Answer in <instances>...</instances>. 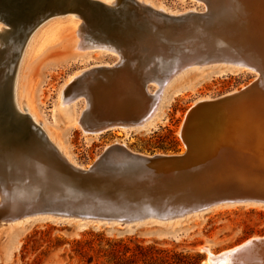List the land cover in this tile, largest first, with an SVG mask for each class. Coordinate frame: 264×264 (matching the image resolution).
Segmentation results:
<instances>
[{
    "label": "rangeland",
    "instance_id": "obj_1",
    "mask_svg": "<svg viewBox=\"0 0 264 264\" xmlns=\"http://www.w3.org/2000/svg\"><path fill=\"white\" fill-rule=\"evenodd\" d=\"M152 1L154 4H159L160 2L174 12H182L185 9L191 8H195V10L192 16L188 14L183 18L170 17V21L166 23L170 27L163 29L162 17L143 12L134 3H131L129 7L125 5L123 11L130 15H127L128 17L125 18V23L131 24L132 22V25L138 27V23L144 22L146 24L149 20L154 24V29L153 33L149 34L150 32H146L144 34L145 39H142V36H139V39L137 37L133 38L131 46H125L129 43L128 41L125 44H120L124 49L121 59H115L116 54L113 52L101 51L98 54L96 52L98 51L97 49H92L89 57H78L73 48V31L71 27L66 25L62 27V25L54 41L49 43L23 71L25 91L32 102V106L39 113L42 112V115L40 114L41 117L45 116V128L49 129L57 137L63 136L64 138L67 136L65 141L69 154L83 169H88L93 165L103 149L114 142L120 144L122 142L130 151L143 155L184 154L185 148L178 137V128L186 111L191 108L193 103L199 98L209 97L212 100H216L227 93L240 91L242 87L248 85L254 79V73L246 70L221 73L219 72L220 69L216 68L217 65L214 66V64H210L213 65L212 68L205 66L199 70H195V67H192L174 79L165 88V92L170 95L169 102L165 104H163L164 102L161 103L162 114L160 118L155 121L153 126L146 130H131L125 134L120 129H112L97 136H90L83 135L78 126L68 129L59 121L53 124L51 109L55 103L57 88L69 74L85 66L89 67V70L73 83L70 91L73 95L78 94L77 96L83 93L80 96L83 95L87 102L90 103L87 105L88 110L85 111L86 118L94 113H102L104 109H109L110 114L115 115L116 112L113 106H120L123 111L125 110L124 106H128V113L132 115L136 111L138 112V109L141 107L138 104L140 105L143 101L141 89L133 83H125L126 85L121 84V89L113 93L110 87H116L121 83L118 79L128 75L124 73L125 71L135 73L137 77H143L147 73H150L152 76L151 80H145L144 84L156 96L157 93L161 92V88L165 83H157L155 79L153 81V78L160 79L163 75H171V64L167 63L170 68L161 73L157 67V63L147 69L146 63L143 65L137 64L136 60H133L136 57L147 60L153 55L154 58L169 59L172 53L186 46L183 40L175 39L176 37L173 36L175 33L174 29L177 30L182 26L204 27L211 25L210 23L216 14L217 8L222 7L220 5L223 3V0H210V2L213 1L211 2L212 4L207 0V4L205 5L203 3H201L203 5L186 4L181 3L179 0ZM137 10L140 17L136 16ZM92 19L89 16L85 17V21L88 24L89 20L93 21ZM159 23L161 24L158 26ZM88 24L84 28L90 38L91 36L98 37V35H102L101 32L98 33L95 30L92 31L93 34L91 35V25ZM101 25L100 23L98 24V26ZM172 32L174 33L172 34ZM158 36H160L159 39H156ZM112 45L120 46L119 44ZM51 66L56 67L50 69ZM219 66L224 67L223 64ZM107 69L113 72L110 74V77L105 73ZM151 69H155V71L152 73L149 71ZM171 80L166 82V85ZM126 82H128V79ZM253 94L254 96H251L249 100L253 104L258 105L261 102L260 99L256 98L258 91L252 92ZM83 96L77 101V106L79 107L82 104V100L85 103ZM131 102H134L135 105L133 103L130 106ZM217 107L207 105L203 108L204 112L192 122V125L196 126L198 121L202 122L204 120L205 126L200 128V136L205 138L202 139L203 142H210L211 145L216 143L215 139L218 135L216 127L219 125L222 110ZM213 109L216 110L211 112ZM42 118L44 119V117ZM188 146L191 150L189 158L180 165H172L177 170L176 174L179 171L186 172L190 168H198L205 161V153L207 151L206 148L204 149L205 145L197 142L196 145L188 144ZM213 159L216 160V156H213ZM172 166L164 167L163 170H169ZM24 170L26 169L20 166L9 165L5 160L0 158V177L5 180L10 177L12 181L11 186L16 184L13 187L15 193L17 192L19 196L21 193V196L25 197L26 193L28 194L27 197H35V195H39L38 197H50L54 194V192H51L52 194L47 195L46 189L41 191L42 189H39L40 185L36 184L33 180L27 184L21 182L24 174L19 172ZM208 170L210 171L211 169ZM159 173L162 174L159 176L154 175L152 180H147V184L150 185L152 192L157 191L158 194V191L162 190L159 191L161 193L158 194L159 196H166L168 192L172 193L176 191L181 195H193L192 197L196 194L202 199L204 195L210 196L213 193L216 196H222V199H219L221 202L204 212H189L181 216H174L175 218L171 219H150L140 224L128 226H119L117 224L93 225L74 221L58 222L52 217L56 213L46 211L47 213H51L49 214L50 216H39L36 214L46 212L35 211L31 203L23 204L26 207L25 211L29 214L19 218L7 219V221H0L5 223L0 228V264H116L108 255V251L121 244L127 245L130 248L138 244L142 247H153L156 250L166 251L169 255L174 253L180 254L186 257L184 264H211L209 263L211 258L219 257L235 248L234 250H240V255L231 260L222 261L224 264H240L242 253L244 252L246 257L249 256L248 252L255 246V244H249L245 249L239 248L244 242L246 243L250 238L252 241L258 240L264 242V238H261L264 236V203L227 204V202L222 201L230 195L224 191L223 193L218 192L215 186L205 187L202 184L203 180H201L204 178H199V181L193 184L196 180H190L193 172L187 174V176L179 175L178 178L161 170ZM156 177L160 178L158 182H156ZM215 185H220L218 177H216ZM24 187L28 190L26 191ZM197 188L201 190L197 192ZM23 192L25 195H23ZM1 198L2 194L0 192V200ZM188 206L190 207L192 204ZM205 244L209 246V253L200 250ZM263 256L264 254H258L255 257L256 263L263 264ZM119 263L124 264V260Z\"/></svg>",
    "mask_w": 264,
    "mask_h": 264
},
{
    "label": "bare ground",
    "instance_id": "obj_2",
    "mask_svg": "<svg viewBox=\"0 0 264 264\" xmlns=\"http://www.w3.org/2000/svg\"><path fill=\"white\" fill-rule=\"evenodd\" d=\"M93 1L101 2L107 8L112 9V14H115L111 15L112 17L117 16L119 14L118 12H120L119 16L123 21V25L132 24L131 20V24L124 23L125 18L130 15H128L127 12H124L123 8L125 5L129 7L131 3H134L135 6H137L141 11L145 13L151 15L155 14L159 17H162V24L164 26L163 29L170 27L169 25H166V23L170 21V17L183 18L188 14H191L192 16L193 11L195 10V8H191L185 9L182 12H174L160 2L159 4H154L152 0ZM179 1L186 4L192 3L193 5L207 4V0ZM220 6L222 7L218 6L219 8H217L216 10V14L210 23L211 25H207L204 27L182 26L177 30L172 28L175 31V33L172 32V34L174 33L173 36L176 37L175 39L183 40L186 46L181 50H176L174 53H172L169 59L162 60L158 57L154 58V55L152 57H149L148 59L146 58L147 69L153 67V65L157 63L159 71L163 73L164 70L170 68L168 66L169 64L167 63H170L172 66L171 75L166 74L161 76L162 80L161 78H153V81L156 80L157 83H165V85L163 84L164 86L161 88L160 93H157L156 96H154V94H152V90H150L148 86L144 84L145 80H151L152 76L150 73H147L143 77H137L135 76V73H131L128 71L124 72L128 75H126L124 78L120 77L118 79V81H121V83L116 87H110V89L111 91H113V93H115L116 90L121 89V84L126 85L129 83H133L142 91L141 93L143 95V101L140 105L138 104V106L141 107L140 109L137 108L138 112L136 111V113H134L133 115L137 117V120H142L148 114L149 116L147 119H145V121L137 126H123L119 128L126 134L131 130H146L154 125L155 121L158 120L162 114L161 103H168L170 99V95L165 92V88L169 86L174 79L178 78V76L182 75L188 69L190 70V68L192 67H195V70H199L200 68H203L205 66H209V68H212L213 65L210 64H214V66L217 65L216 68L220 69L219 72L221 73H224L226 71L239 72L242 70L253 72L254 79L248 85L242 87L240 91L227 93L216 100H212V98L209 97L199 98L191 106V108L195 106L199 107L194 111V114L191 116V119L187 125L189 144L196 145V143L199 142L202 145H205L204 149L206 148L207 151L205 153L204 163L199 165L198 168H190L186 172L179 171L178 174H176L177 170H175L173 166L169 170L164 171L162 169L161 171L175 175V177L177 178L179 175L187 176V174L193 172V176L190 179H196L193 184L197 183L199 181V178H204L201 180H203L202 184L205 187L215 186L218 192L223 193L224 191L226 192V194L230 195L228 198L222 201L227 202V204H243L249 202L260 204L264 203V0H223V3ZM8 7L10 9L14 8L11 4H9ZM72 9L73 10L64 12V14L66 15L54 14L52 15V17L50 16L40 21L25 37V31L29 23L33 20L31 19L29 21L28 19H26L24 20L26 22L25 24L23 21L22 25L19 24V26L12 27L3 16V11L5 10L0 9V85L4 82L6 78L5 75L9 73L11 71V68L13 67V63L11 65L12 54L17 53L12 80V97L16 110L19 113L28 116V119L39 128L48 143H50L51 147L56 150L59 156L67 164L76 169L83 170V168H81V166L78 165L69 154L68 146L65 141V138L67 136L64 138L63 136L57 137L53 132L45 128V116H42L44 117V119L41 117L42 112L39 113L35 109V107L32 106V102L27 96V92L25 91L24 87L23 74L24 69L28 67L30 62H32L34 58L38 54H40L49 43L54 41L62 25V27H64L65 25L71 27V30L73 31V48L78 57H89L90 53L92 52L91 50L97 49L98 51L96 52L98 54H100L101 51L113 52L116 54L115 59L122 58L124 49L121 45L117 47L103 41L92 40L87 35V32L84 28V26L88 24L85 21V17L87 18V15L84 12H80L79 10H77V8ZM98 19L100 23V17ZM90 23H92V21L89 20L88 25H91ZM103 23L102 25H104ZM146 24H148L150 27L149 34L153 33L152 31L154 29V24L152 23V21L148 20ZM92 34L93 32L91 31V35ZM164 44L167 45V43L165 42ZM135 59L133 61H135ZM220 64H223L224 67L219 66ZM197 65H199L198 68H196ZM55 67L56 66H51L50 69H53ZM87 70H89V67L85 66L81 69L76 70L72 74H69L63 81V83L60 84L57 88L55 93V103L53 105V108L51 109V116L53 121L52 123L56 124L59 121L68 129L76 128V126H78L80 132L83 135L97 136L106 131H89V129L84 128L82 125L86 118L85 111L88 110L87 105L90 103H88L86 98L82 95L85 99V103L82 100L81 106H77V101L80 97H82L80 95L83 93L77 96L78 94L73 95V93H71L70 91V87L73 85V83ZM149 71L153 73L155 69H151ZM164 77H166L167 79H164ZM127 79L128 82H126ZM169 80L171 81L166 85V82H168ZM254 91H258L256 98L260 99L261 101L258 103V105L253 104V102L249 100L251 96H254V94L252 95V92ZM133 103L134 102H131L130 106ZM207 105L218 106L217 108L222 109L219 125H217L216 127V132L218 133V135L215 139L216 143L213 145H211L210 142L208 143L207 141L203 142L202 139L205 138L200 136V128L202 126H205L204 120H202V122L198 121L196 126L192 125L193 120H195L197 116L204 112L203 108H205ZM113 107L112 108L116 112L115 114L118 116H132L130 113H128V106H124V111L121 110L120 106ZM151 108L153 109L152 112ZM216 109H213L211 112L215 111ZM116 145L124 146L126 148V146L122 142L121 144L114 142L107 147L109 148ZM259 155L262 157L260 158ZM213 156H216V160L213 159ZM208 169L211 170L209 171ZM19 173L24 174L22 178L23 180L21 182L26 184L33 180L36 184L40 185L41 181H39V179L44 178V176L41 175V178H36V176H34V179L33 177H31L29 170H24ZM157 174L158 172L153 173L147 178L152 180L154 175L157 176ZM159 174L161 175L162 173ZM216 177H218V181L220 183L219 186L215 185ZM159 179L158 177H156V182H158ZM11 182L12 181L10 177L6 180L0 177V192L2 194V198L0 200V221H7V219L19 218L26 214H29L25 211L26 207H24V205L30 203L32 204V207L35 211L39 210V212H46L42 208L43 201L47 199L53 200L54 194L50 197H38L39 195H35V197H27L28 194L26 193L25 197L21 196L22 193L20 192L21 194L19 196L17 192L15 193V189L13 187L16 184H13V186H11ZM23 195H25V193ZM217 196L219 197V195ZM220 202L221 200L209 207L212 208ZM209 207H198L194 210H187L186 213L194 211L204 212L209 210ZM47 212L57 213L53 212V210L51 209ZM47 212L36 215L48 217L51 213ZM183 214L184 213L151 216L147 220L171 219L175 218L174 216H181ZM4 225L5 223L0 222V228ZM248 241L246 243L244 242L239 248L245 249V247H247L249 244H253L252 239L251 241ZM234 249L222 254L219 257L211 259L209 258V263L224 264L222 260L226 261L229 259L231 260L234 257H238L240 255V250L238 248H236L238 250ZM200 250L203 252L210 251L207 244L203 245Z\"/></svg>",
    "mask_w": 264,
    "mask_h": 264
},
{
    "label": "water",
    "instance_id": "obj_3",
    "mask_svg": "<svg viewBox=\"0 0 264 264\" xmlns=\"http://www.w3.org/2000/svg\"><path fill=\"white\" fill-rule=\"evenodd\" d=\"M9 4L14 8L10 9ZM72 8H77L93 18L91 31L102 33L98 37L91 36L93 40L115 45L125 44L128 41L129 43L125 46H131L133 38L142 36V39H145L144 34L150 29L144 22L138 23V27L132 24L124 26L119 16L120 12L112 17L111 15H115L112 14V9L93 0H0V9L5 10L3 16L12 27L22 25L26 19L33 20L30 23L28 21L29 25L24 37L40 21L54 14H64L68 10H73ZM136 13V16L140 17L138 10ZM98 16L101 24L105 22L104 25L98 26ZM16 57L17 53L12 54L13 67L0 85V158L9 165L29 170L34 179V176L36 178L44 176L39 179L41 181L39 189H42L41 191L46 189L47 195L54 192V198L43 201L42 208L45 211L51 209L57 212L52 216L55 220L85 222L93 225L128 226L140 224L151 216L185 214L189 209L207 208L221 199L211 194L204 195L201 200L196 194L194 198L193 195H181L176 191L168 192L166 196H159L158 194H161L159 191L162 190H159L157 194V191L152 192L150 185L147 184L148 176L156 172L160 175L159 171L164 167L180 165L189 158L187 125L199 106L186 111L178 128V137L185 148L184 154L143 155L116 145L104 148L90 168L76 169L59 156L28 116L16 110L12 97ZM135 60L137 64L142 65L147 61L138 57ZM105 73L110 77L113 72L107 69ZM152 110L151 108V112ZM110 113L109 109H104L102 113L91 114L82 125L89 131L108 132L113 128L117 130L123 126H137L149 116L148 114L142 120H137V117L132 114V116L121 117ZM196 191L199 192L200 189L197 188ZM189 204L192 206L189 207ZM252 243L255 246L248 252L249 256L246 257L243 252L240 257L241 264H260L256 263L255 257L258 254H264V242L252 241Z\"/></svg>",
    "mask_w": 264,
    "mask_h": 264
},
{
    "label": "trees",
    "instance_id": "obj_4",
    "mask_svg": "<svg viewBox=\"0 0 264 264\" xmlns=\"http://www.w3.org/2000/svg\"><path fill=\"white\" fill-rule=\"evenodd\" d=\"M108 255L116 264H121L119 262L122 260L124 264H184L186 259L180 254L169 255L166 251L156 250L153 247H142L138 244L132 248L121 244L109 250Z\"/></svg>",
    "mask_w": 264,
    "mask_h": 264
}]
</instances>
